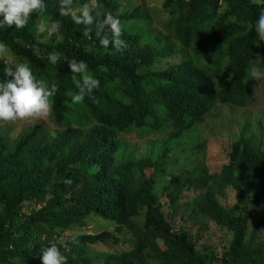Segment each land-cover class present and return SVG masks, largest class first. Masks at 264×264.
<instances>
[{
    "label": "trees",
    "instance_id": "16d2710c",
    "mask_svg": "<svg viewBox=\"0 0 264 264\" xmlns=\"http://www.w3.org/2000/svg\"><path fill=\"white\" fill-rule=\"evenodd\" d=\"M88 1L74 0L73 8ZM97 3L99 11L121 21V51L101 47L94 28L91 39L83 35V25L59 14V0H44L45 10L34 13L23 29H0V43L10 49V58L0 59V76L6 63H24L46 86L56 84L49 119L61 129L50 135L37 123L12 142L0 135V264H41L40 251L52 244L66 264H145L146 250L155 251L164 264H206L186 231L171 229L152 192V176L161 161L116 162L119 136L135 130L177 137L215 104L245 107L256 54L264 57V42L257 46L254 28L264 0H163L169 35L162 44L141 43V6L119 11V0ZM52 22L60 24L62 41L55 36L43 41L36 34L38 26ZM52 51L60 54L57 65L46 59ZM176 53L177 62L150 69L161 57ZM72 59L84 60L100 80L93 93L99 103L86 97L72 104L71 96L78 92L67 67ZM259 66L264 69V62ZM228 158L221 167L220 186L235 189L242 201L233 170L251 171L257 184L250 208L232 215L204 194L201 211L232 232L220 264H264V240H244V221L264 198L263 156L241 135L231 144ZM69 179L70 184L64 183ZM202 185L197 166L171 175L164 185L168 203L172 205L183 188ZM29 203L33 206L27 211ZM141 209L137 225L133 218ZM89 217L108 223L112 230L79 231L68 237ZM258 222L264 223V218ZM106 241L119 250L88 251L89 245Z\"/></svg>",
    "mask_w": 264,
    "mask_h": 264
},
{
    "label": "rangeland",
    "instance_id": "374dc122",
    "mask_svg": "<svg viewBox=\"0 0 264 264\" xmlns=\"http://www.w3.org/2000/svg\"><path fill=\"white\" fill-rule=\"evenodd\" d=\"M162 1L119 0V11L136 5L143 9L140 25L142 28L139 34L141 43L157 40L159 44H162L168 37L166 28L168 14L161 7ZM36 34L43 41L49 39L47 35L40 34L39 26L36 28ZM171 44L174 49L178 48L173 42ZM177 55L178 53L161 57L150 66V69L164 67L167 62H177ZM9 58L8 55L4 59ZM247 86L249 103L245 107L215 104L200 121L193 122L177 137L169 136L167 133L139 134L135 130L119 136L121 147L116 153V162L130 160L131 163H139L147 159L161 161L160 170L152 176V192L155 193L160 210L171 229L174 232L185 230L196 254L201 256L206 264H220V258L229 244L232 232L202 213L200 203L202 196L210 195L232 215L246 213L251 206L250 199L257 181L251 171L233 170L234 179L243 191V199L239 201L235 189L229 185L220 186L221 167L228 163L231 144L241 135L258 148L264 159V78L256 81L250 77ZM37 123L41 124L43 130L50 135H55L61 130L47 117L35 121L0 122V135L8 142H12L18 135ZM193 166H197L203 185L183 188L174 203L170 205L164 185L171 175L189 170ZM145 169L146 173L150 172L149 168ZM32 206L29 203L24 209L28 211ZM142 212L143 209L133 218L137 225L141 224ZM260 218H264V198L251 212L250 217L244 221V240H249L252 244L264 240V223L258 222ZM101 230H112V226L89 217L84 227L72 230L68 237L74 236L79 231L90 234ZM157 243L163 249L161 243ZM119 247L106 241L103 244L89 245L88 251L94 254L117 252ZM154 253L155 251L151 250L143 253L145 264H164L154 256Z\"/></svg>",
    "mask_w": 264,
    "mask_h": 264
},
{
    "label": "clouds",
    "instance_id": "9594fccd",
    "mask_svg": "<svg viewBox=\"0 0 264 264\" xmlns=\"http://www.w3.org/2000/svg\"><path fill=\"white\" fill-rule=\"evenodd\" d=\"M254 2L259 3L260 0ZM73 4L74 0H59V14L70 17L74 24L83 25L85 28L83 35L89 39L92 38L94 28L101 47L111 46L115 51L123 49L121 21L118 18L111 13L99 11L100 5L97 0H89L77 9L73 8ZM44 10V0H0V29L12 26L17 30L23 29L34 13H42ZM254 28L259 38L257 44L259 47L260 42H264V11L255 22ZM39 32L49 38L55 36L57 41L64 39L58 22H52L50 25L41 24ZM9 54V47L5 43H0V59L6 58ZM60 58L56 51L49 52L46 57L48 63L52 65H57ZM262 62L264 57L257 53L255 64L250 71L252 79L256 81L264 78V69L259 66ZM67 67L78 89V92L71 96L72 104H80L86 97L93 103H99L93 93L100 87V80L90 73L88 64L84 60L72 59L67 62ZM57 92L56 84L46 86L44 81L34 76L27 64L9 66L6 63L3 75L0 76V122L35 121L49 117L53 108L50 98ZM64 183L70 184L71 180H65ZM71 239L73 243L76 242L74 237ZM59 243L67 247L65 241L61 240ZM38 258L41 264H66V258L56 244L42 249Z\"/></svg>",
    "mask_w": 264,
    "mask_h": 264
}]
</instances>
